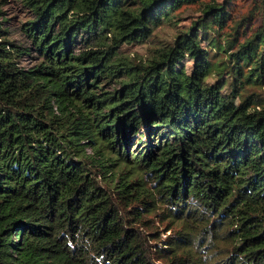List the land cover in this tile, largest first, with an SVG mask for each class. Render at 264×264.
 Masks as SVG:
<instances>
[{
  "label": "trees",
  "instance_id": "1",
  "mask_svg": "<svg viewBox=\"0 0 264 264\" xmlns=\"http://www.w3.org/2000/svg\"><path fill=\"white\" fill-rule=\"evenodd\" d=\"M126 1L149 36L152 20L198 0ZM28 4L29 45L0 23V147L11 191L45 217L57 249L73 264H264V101L253 92L264 24L234 44L219 29L228 12L206 4L134 63L122 0ZM14 225L0 224V264Z\"/></svg>",
  "mask_w": 264,
  "mask_h": 264
},
{
  "label": "rangeland",
  "instance_id": "2",
  "mask_svg": "<svg viewBox=\"0 0 264 264\" xmlns=\"http://www.w3.org/2000/svg\"><path fill=\"white\" fill-rule=\"evenodd\" d=\"M28 1L0 0V23L7 37L24 45H29V40L22 30V24L33 16ZM122 1L125 3L122 6L125 21L135 30L127 35V39L131 42L124 43L121 50L134 63L151 58L159 47L170 43L176 34L194 25L197 19L205 15L206 4L223 7L226 13L228 12L223 26L219 29L220 33L225 35L232 32L234 44L242 41L244 37L249 36L264 24V0H198L183 3L170 14L161 16L154 22L152 20V33L145 36L144 31L139 29L141 22L129 15L132 10L139 11L141 5L139 3L130 5L129 1ZM218 13V11H213L206 16L217 17ZM149 17L146 16V19ZM240 20L242 21L238 29L233 31L235 22ZM202 46H207L206 42H202ZM37 57L36 52L31 51L29 55L22 57L21 64L29 66ZM192 63V59L186 56L177 68L186 73L191 70ZM211 74L208 79L214 80V72ZM253 92L258 94L257 101L260 103L257 106H260L264 101V77L261 79V86L255 87ZM238 101L237 96L235 102ZM87 150L90 152V149ZM2 155L3 148L0 147V185L2 186L0 188V224L15 222L11 230L8 229L1 235L3 240L10 243L7 252L8 262L11 264H73L70 257L57 249L52 236L48 233L50 232L49 223L45 217L32 207L23 206L24 200L11 191L10 187L14 186V180L10 170L4 165ZM35 224H39L40 228H36ZM159 229L161 230L162 226H159ZM161 236H165V233H161Z\"/></svg>",
  "mask_w": 264,
  "mask_h": 264
}]
</instances>
